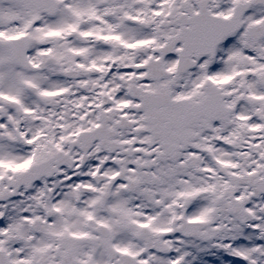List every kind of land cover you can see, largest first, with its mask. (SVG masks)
<instances>
[{
	"label": "snow or ice",
	"instance_id": "snow-or-ice-1",
	"mask_svg": "<svg viewBox=\"0 0 264 264\" xmlns=\"http://www.w3.org/2000/svg\"><path fill=\"white\" fill-rule=\"evenodd\" d=\"M0 264H264V0H0Z\"/></svg>",
	"mask_w": 264,
	"mask_h": 264
}]
</instances>
